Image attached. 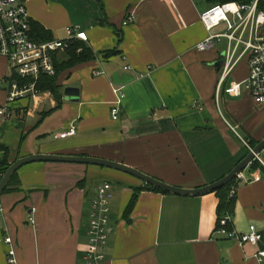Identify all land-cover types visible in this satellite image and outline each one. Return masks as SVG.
I'll return each mask as SVG.
<instances>
[{
	"label": "crops",
	"instance_id": "1",
	"mask_svg": "<svg viewBox=\"0 0 264 264\" xmlns=\"http://www.w3.org/2000/svg\"><path fill=\"white\" fill-rule=\"evenodd\" d=\"M21 1L31 23L52 39L66 38L68 28L85 32L94 57L60 71L56 98L46 91L8 104L9 71L0 58V107L6 106L8 114L0 116V145L9 150V163L34 154L89 156L197 189L243 160L251 150L249 140L264 138V107L245 93H224L245 80L247 61H240L217 91L220 70L211 64L223 51L196 49L207 37L199 15L208 2ZM128 16L133 18L124 25ZM54 58L58 63L67 59L65 51ZM114 88L124 96L117 121L110 112ZM70 91L76 97L66 96ZM72 126L73 136L53 138ZM3 158L0 152V162ZM17 179L0 197V234L12 239L15 264H85L91 202L103 183L111 185V199L100 264H264L254 257L264 251V150L231 187V230L242 234L255 226L260 234L255 245L216 233L218 198L212 193L140 190L125 217L134 190L144 183L122 172L36 162L19 169ZM8 258L0 244V264H9Z\"/></svg>",
	"mask_w": 264,
	"mask_h": 264
},
{
	"label": "built area",
	"instance_id": "2",
	"mask_svg": "<svg viewBox=\"0 0 264 264\" xmlns=\"http://www.w3.org/2000/svg\"><path fill=\"white\" fill-rule=\"evenodd\" d=\"M204 1L209 5L200 13L199 20L207 32V37L196 46L197 51L211 50L221 40L226 42L217 91L235 66L245 59L248 68L245 80L231 84L224 89V93L232 97H241L245 93L254 104L264 107V8L260 7L264 0H251L249 3ZM132 18L128 16L123 24H127ZM73 41L86 43V33L68 28L67 37L64 39L35 41L31 34V18L23 2L0 0V58L5 60L9 71L6 104L36 95L35 84L39 77H51L56 74L54 55L65 51ZM94 73L101 74L100 71ZM13 77H17L20 83ZM113 92L116 99L110 112L112 120L117 121L119 106L124 96L121 88H114ZM7 115L6 106L0 107V116ZM74 134L75 128L72 126L68 132L54 135L53 138L63 139ZM233 196L234 189H231L229 197ZM110 199L111 185H99L91 202L85 264H100L104 259ZM2 211L0 204V213ZM28 222L33 224L34 218L29 216ZM228 224L230 216L226 215L220 221L216 233L224 238L234 239L240 245H255L260 239L255 226H249L247 233L238 234L231 229L227 230L225 227ZM0 244L7 247L8 263L15 264L12 239L0 234ZM254 257L258 262H262L264 251H257Z\"/></svg>",
	"mask_w": 264,
	"mask_h": 264
},
{
	"label": "water",
	"instance_id": "3",
	"mask_svg": "<svg viewBox=\"0 0 264 264\" xmlns=\"http://www.w3.org/2000/svg\"><path fill=\"white\" fill-rule=\"evenodd\" d=\"M223 59H224V52H222L218 60L212 63L211 65L214 68H216V70L219 71L222 66ZM66 96L76 97V91L66 92ZM71 99L73 101H76V98L72 97ZM263 150H264V138L260 142H258L257 145L250 150V152L246 155V157L243 160H241L227 175H225L218 181L208 186H204L202 188H197V189H185V188L175 187L166 184L158 179H155L151 176H148L137 169L106 159L94 158L89 156L34 154L22 158H17L15 161L9 164L8 168L5 170L4 174L0 178V197L2 196L5 188L7 187L10 179L12 178L15 172H17L25 165L36 162L91 165L102 168H108L132 176L142 181L145 185H149L151 187L157 188L167 194L178 195V196H199V195L212 193L226 186L231 181L235 180L239 176V174L251 163V161H253L254 158H256Z\"/></svg>",
	"mask_w": 264,
	"mask_h": 264
},
{
	"label": "trees",
	"instance_id": "4",
	"mask_svg": "<svg viewBox=\"0 0 264 264\" xmlns=\"http://www.w3.org/2000/svg\"><path fill=\"white\" fill-rule=\"evenodd\" d=\"M231 1H237V2H241V3H249L251 0H213L211 3H216V2L227 3V2H231ZM260 7L264 8V2L261 3ZM31 31L33 33L32 37L37 42H46V41H49L52 39L51 34L49 32H47L46 30H44L37 23H31ZM65 55L67 57L65 62L58 63L57 59L56 58L54 59V65H55V70H56V74L54 76L39 77V79L37 80V82L35 84V90L37 91V93L49 91L56 98L57 94H58V92H57L58 86L56 85V81H57V77H58V74L60 73V71L71 68V67L78 65L80 63L92 60L94 57L92 51L82 41L71 42L69 44L68 48L65 50ZM109 55L110 54L108 53L106 56H109ZM13 78L17 82L20 83V80H18L17 77H13ZM5 81H7V79H5ZM248 145L251 149H253L257 145V143H255L252 140H249ZM0 152L4 153L3 161L0 162V178H1V176L4 174L5 170L8 168L10 163L8 162L9 150L6 147L0 145ZM252 164L257 165V163L254 164V162ZM17 172H15L14 175L12 176V178L10 179V181H9L7 187L5 188L3 194L9 192L10 187L18 182ZM233 183H234V180L231 181L226 186L222 187L221 189H218V190L212 192V194H215L218 198V205H217L218 219H217V226H216L215 231H217L219 229L220 221L226 215L231 216V213L233 211L235 197H229V192L231 190V187L233 186ZM140 190H149V191H153L156 193L167 194V193H164L157 188H154V187H151L149 185L144 184V188L134 190V194H133L127 208L125 209V212H124L125 217L130 215L131 210H132V208L136 202V199H137V196H138V193ZM225 228L227 230H230L231 225L228 224V225H226Z\"/></svg>",
	"mask_w": 264,
	"mask_h": 264
},
{
	"label": "rangeland",
	"instance_id": "5",
	"mask_svg": "<svg viewBox=\"0 0 264 264\" xmlns=\"http://www.w3.org/2000/svg\"><path fill=\"white\" fill-rule=\"evenodd\" d=\"M225 46H226V42H225V40H221L220 43L216 44V49H217L218 51L222 52V51L225 49ZM241 64H242V63L239 64L238 68H240V65H241ZM229 193H230V192H229Z\"/></svg>",
	"mask_w": 264,
	"mask_h": 264
}]
</instances>
